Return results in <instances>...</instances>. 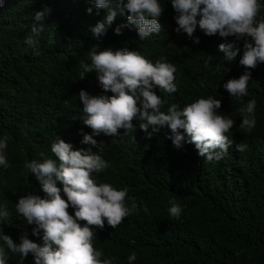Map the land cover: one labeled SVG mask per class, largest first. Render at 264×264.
I'll list each match as a JSON object with an SVG mask.
<instances>
[{
	"label": "trees",
	"instance_id": "trees-1",
	"mask_svg": "<svg viewBox=\"0 0 264 264\" xmlns=\"http://www.w3.org/2000/svg\"><path fill=\"white\" fill-rule=\"evenodd\" d=\"M159 3L164 9L159 17L162 30L141 41L135 29L115 34L113 29L126 21L119 13L104 36L93 38L90 29L104 20L105 12H98L88 0H5L0 8V139L8 137L6 156L11 167L0 168V204H7L12 220L0 227L17 243L23 231L42 243V232L32 235L35 225H27L15 210L20 196L45 195L25 162L57 159L51 152L57 137L74 149L97 151L81 143L84 133H93L83 122L82 128L76 126V104L82 107L79 91L112 93L103 91L95 71L80 79L81 65L91 62L89 52L94 47L98 51L127 48L147 59L165 57L175 66L177 91L155 89L166 101L162 111L171 104L182 109L205 95L220 99V114L236 122L228 134L233 144L221 161L209 163L193 144L175 148L166 127L148 137L134 121V140L123 129L119 137L94 135L104 143L98 154L109 164L94 177L116 189L127 188L128 196L141 205L129 225L112 229L105 222L103 230L96 229L95 246L105 249L107 258L115 257L113 264L125 260L113 250L117 243L136 253L133 264H264V63L250 70L248 95L241 100L230 97L223 84L245 74V69L238 62L225 61L218 45L233 46L236 38L207 36L197 26L194 35L200 42L194 44L186 33L174 31L176 13L170 0ZM259 3L264 13V0ZM45 6L51 12L42 22L44 30L36 45L29 47L24 40L33 15ZM251 99L256 100V125L245 134L238 127L237 109ZM236 144L246 145L245 150L236 151ZM57 187L62 190L59 181ZM61 196L66 199L62 191ZM170 200L182 206L179 219L168 216ZM145 204L148 213L143 211ZM68 211L74 215L73 208ZM7 264H34V259L31 254L22 260L9 253Z\"/></svg>",
	"mask_w": 264,
	"mask_h": 264
},
{
	"label": "clouds",
	"instance_id": "clouds-1",
	"mask_svg": "<svg viewBox=\"0 0 264 264\" xmlns=\"http://www.w3.org/2000/svg\"><path fill=\"white\" fill-rule=\"evenodd\" d=\"M4 2L0 0V8ZM170 2L176 13L174 31L186 33L194 44L200 42L194 35L197 26L207 36L236 38L233 46L221 43L218 49L223 52L225 61L238 62L245 69V74L228 79L223 88L237 100L247 96L250 70L264 63V13L259 0ZM88 3L94 5L98 12L101 9L105 12L104 20L90 29L91 36L97 40L107 33L118 13L125 16L126 21L113 29L117 35L122 34L124 28L135 29L143 41L162 30L159 17L164 9L159 0H88ZM86 11L91 14L92 8ZM50 12L51 9L45 6L34 13L30 34L24 40L29 47L36 45V38L44 30L42 22ZM89 56L91 62L81 65L80 79L85 73L95 71L103 91L112 93L89 95L84 89L79 91L82 107L76 104V126L82 128L83 122L93 133H84L81 143L92 145L97 151L74 149L71 143L57 137L51 144V152L57 159L25 162L24 167L35 176L45 195L43 198L31 193L20 196L15 210L27 225H35L32 235L40 236L42 232V243L30 239L27 231L21 233L17 243L0 227V241L3 242L0 244V264H7L9 253L18 254L22 260L31 254L34 264H113L115 257L107 258V251L95 246L96 229L103 230L105 222L112 229L129 225L131 215H138L141 205L137 204L135 197L128 196L127 188L116 189L94 177L93 174L98 175L109 167L98 154L103 151L104 143H98L94 135L119 137V130L123 129L125 135L132 136L136 131L134 121L148 137L166 127L175 148H182L184 143L193 144L197 154L209 163L221 161L233 144L228 134L236 122L220 114V99L205 95L187 103L182 109L171 104L166 111L161 110L166 101L157 95L155 89L170 94L177 91L174 82L176 68L165 57L147 59L140 52L127 48L98 51L96 47L91 49ZM255 109V99L237 109L240 117L238 127L242 133L250 134L254 129ZM21 132L27 134L24 128ZM7 147L8 137L4 136L0 139V168L3 169L11 167L6 156ZM235 147L236 151L243 152L246 145L236 144ZM40 156L45 154L41 152ZM57 181L62 184V190L57 187ZM61 191L66 199L62 198ZM169 204L168 216L179 219L182 206L175 200H170ZM69 207L73 208L74 215L69 213ZM142 208L145 213L149 212L146 204ZM11 220L7 204H0V225L11 223ZM113 250L125 257L124 264H133L137 259L136 253L126 245L114 244Z\"/></svg>",
	"mask_w": 264,
	"mask_h": 264
}]
</instances>
